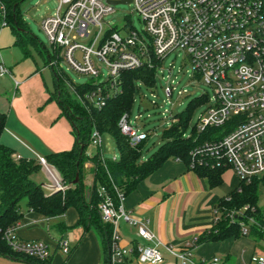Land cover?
Instances as JSON below:
<instances>
[{
    "label": "built area",
    "instance_id": "1",
    "mask_svg": "<svg viewBox=\"0 0 264 264\" xmlns=\"http://www.w3.org/2000/svg\"><path fill=\"white\" fill-rule=\"evenodd\" d=\"M130 1L145 23L143 30L132 25L129 27L128 22L121 28L110 26L104 29L102 20L115 10L116 5L109 0H59L56 11L43 18L41 27L53 48L58 50L51 64L61 68L60 59L64 56L74 70L94 80L102 75L103 66L108 68L107 79L95 80L99 83L97 89L84 95L69 78L65 79L66 85L85 107H102L108 97L104 93V85H114L121 72L144 65L157 70L169 53L183 50L194 69V77L213 90L209 107L194 127L197 136L207 132L209 138L191 150L190 168L214 161L232 168L243 181L264 177V0ZM91 26H98L91 41L79 43L77 37H90ZM169 72L164 91L171 97L176 87L170 78L171 68ZM6 74H11L10 69L0 63V76ZM151 102L152 106L158 104L154 100ZM140 116L132 119L131 112L126 111L119 121L121 132L132 146L149 137L148 132L135 121ZM177 120L178 117L174 116L170 125ZM92 140L101 146V134L96 128L93 129ZM17 159H20L19 155ZM38 160L49 179L46 187L52 192L64 191L66 186L55 166L49 164L45 157L38 156ZM100 189L103 198L98 203V210L102 219L113 225L112 260H123L134 252V244L131 249L121 245V222L136 226L141 240L151 241L154 234L145 221L132 217L124 208L122 193H118L119 203H116L104 187ZM246 209L248 206L229 213L231 219L240 216L243 235L249 234L250 230L244 219ZM218 214L215 208V220ZM246 219L264 229L253 217ZM17 227L5 231L6 240L15 250L41 259L51 255L45 242L21 239L16 233ZM58 245L68 253L70 239L61 238ZM136 251L138 261L150 264L165 262L166 253L179 264L221 262L218 257L211 261L195 260L189 245L176 248L167 244L161 249L158 243L146 245L139 240ZM252 263L264 264V255H254Z\"/></svg>",
    "mask_w": 264,
    "mask_h": 264
},
{
    "label": "trees",
    "instance_id": "2",
    "mask_svg": "<svg viewBox=\"0 0 264 264\" xmlns=\"http://www.w3.org/2000/svg\"><path fill=\"white\" fill-rule=\"evenodd\" d=\"M23 1L0 0L2 25L10 26L15 36V44L23 50L25 57L33 56L32 48H35L44 57L45 64H50L56 58L58 50L53 48L54 54L50 56L44 52L43 45L39 46L37 37L29 31L21 15L20 5ZM2 25L0 24V28ZM52 66L55 72L53 95L58 99L62 112L72 123L75 142L71 149L51 152L45 158L59 171L66 188L64 191L47 192L43 185L37 183L32 177L42 166L39 160L28 158L16 160L13 149L0 141V255L20 258L30 264H51L52 255L45 259L27 255L15 250L5 238V231L10 227L18 226L23 218L24 212L21 210L20 202L26 198L28 209L42 214L48 220L62 216L68 208H75L79 214L77 222L85 229H96L100 234L105 252L103 264H113V225L104 221L98 210V203L103 198L100 188L104 187L115 202L119 203L118 193L127 195L141 180L159 169L169 159L179 160L190 168L191 150L200 141L208 139L209 134L206 132L197 136L193 129L190 136L185 135L190 118V110L187 108L176 115L178 120L175 123L165 128L164 141L159 152L144 159L142 149L148 137L137 146H132L127 136L121 132L119 121L123 113L131 112L135 93L141 89L139 81L147 86H156V69L144 65L121 72L114 85H104V93H107L108 97L102 107L93 105L85 107L71 90L65 89L67 86L65 79L68 76L63 69L56 65ZM98 84L95 80L82 84L75 83L76 89L82 95L97 89ZM65 92H69L73 100L69 99ZM192 104L193 102L189 105ZM6 119V113L0 112V138L5 130ZM94 128L101 135L108 133L114 137L119 152L118 158L105 157L101 150L92 157L85 153L86 147L92 141ZM87 162L92 164L89 168L93 177L90 185L85 183ZM227 168L228 166L223 163L209 161L195 165L192 169L199 176L206 177L211 187H217L223 183V175ZM78 171L80 182L73 184ZM261 185L264 186L263 176L255 177L250 182L239 180V184L230 193L216 202L215 208L219 211V217L198 237V241L202 243L219 241L228 237H240L242 235L241 223L238 219L240 216L231 219L229 213L232 211L236 213L245 206H248V209L244 211V214L250 212L252 207L256 208L254 219L264 227V213L258 206ZM244 219L248 222L246 216ZM53 227L57 228L61 234L68 228L64 221L56 223ZM252 232L260 237L264 236V229L257 224H251L249 234ZM136 243L137 241H134L135 256L137 255ZM218 264H226V262Z\"/></svg>",
    "mask_w": 264,
    "mask_h": 264
},
{
    "label": "crops",
    "instance_id": "3",
    "mask_svg": "<svg viewBox=\"0 0 264 264\" xmlns=\"http://www.w3.org/2000/svg\"><path fill=\"white\" fill-rule=\"evenodd\" d=\"M29 58L34 59V56L25 57L23 50L15 44L12 30L1 27L0 63H4L11 74L0 77L10 81L12 88L0 91V112H7L5 130L0 141L13 149L16 160L38 159V156L46 157L51 152L69 150L75 142L72 123L62 112L58 99L53 95L54 91L51 92L44 85L40 94L34 95L32 92L40 84L39 76L46 67H50L55 74L53 64H45L40 68L37 64L23 63ZM18 155L20 159H17ZM91 166L90 162L86 163L87 185L93 181L89 170ZM239 180L235 177L231 182L223 181L219 186L211 187L206 177L199 176L185 163L167 160L159 169L141 180L122 201L132 217L146 222L154 234L153 240H141L136 226L121 222V245L131 249L134 241L139 240L146 245L158 243L161 249L167 244L176 248L189 245L197 261H211L213 257H218L226 264H253L254 255H264V245L260 242L264 236L260 237L255 232L219 241H198V237L215 222L216 202L230 193L239 184ZM42 185L47 192H52L45 184ZM23 212L24 216L16 229L17 235L24 240L45 242L52 250L51 264H103L105 252L102 238L96 229H85L77 222L79 214L75 208H68L62 216L51 220L33 210ZM60 221H64L68 227L63 234L53 227ZM62 237L70 239L68 253L63 252L58 245ZM116 261L121 264H150L138 261L132 252L125 259ZM0 264L30 263L0 255ZM161 264L179 263L166 253V261Z\"/></svg>",
    "mask_w": 264,
    "mask_h": 264
},
{
    "label": "rangeland",
    "instance_id": "4",
    "mask_svg": "<svg viewBox=\"0 0 264 264\" xmlns=\"http://www.w3.org/2000/svg\"><path fill=\"white\" fill-rule=\"evenodd\" d=\"M58 5L59 0H24L20 5L21 15L26 22L29 31L37 37L39 46L42 47L43 45L45 47V50L43 49L44 52H47L50 56L54 54V49L51 42L48 40L46 33L42 29L41 23L45 16L53 14L56 11ZM114 8L115 10L106 14L102 20L104 29H107L110 26L121 28L127 22L129 27L132 25L138 30L144 29L145 23L140 19V16L132 3H118ZM0 24L2 25L1 13ZM2 28L7 30L11 29L10 26H2ZM90 29V37H77L79 43L87 44L90 42L98 30V26H91ZM32 53L34 59H26L23 63H28L29 65L37 64L40 68H43L45 65L44 57H42L35 48H32ZM60 67L66 73L68 78L76 84H82L94 80L91 76L74 70L64 56L60 59ZM170 68L172 69V75L170 78L174 80L176 89L174 90L173 95L168 97L164 91V85L167 81L166 76L170 73ZM101 73L102 75L95 80H106L108 77V68L103 66ZM39 78L41 79V82L33 88L32 92L34 95L40 94L44 85H46L51 92L55 90L54 74L50 67H46ZM138 84H141V89L135 93V100L131 108V118L134 119L135 116L141 114V116L138 119H135V121L149 134L148 140L142 149V156L144 159L150 158L159 152L164 141L163 132L165 128L170 125L174 116L180 114L183 110H187V108L190 110V118L185 133L186 135H190L202 113L209 107L210 99L213 96L212 88L205 82L194 77V69L185 58V52L183 50H175L165 57L161 67L156 70V87L147 86L140 81ZM11 88L12 83L0 77V91L5 92ZM65 89L70 90L68 86H66ZM179 91H183V94H179ZM65 93L68 94L69 92ZM68 97L73 100L71 94H68ZM151 100L156 101L158 104L152 106ZM191 102H193V104L190 106L189 104ZM2 112L7 114L6 111ZM99 150H101L105 157H119L116 141L111 134L103 133L101 135V148H99V145L92 140L86 147L85 153L92 157L97 154ZM223 177L225 182H231L237 176L233 169L229 167L226 169ZM34 178L39 184H46L49 182V179L42 168L34 173ZM20 206L23 211L28 209L26 198L21 200ZM258 206L264 213V186L262 185L259 187ZM252 208L250 209V212L246 214V218L255 217L254 211L256 208ZM251 224H254V222L248 221V225L251 226ZM260 242L264 245V240H260ZM114 264L121 263L116 261Z\"/></svg>",
    "mask_w": 264,
    "mask_h": 264
},
{
    "label": "water",
    "instance_id": "5",
    "mask_svg": "<svg viewBox=\"0 0 264 264\" xmlns=\"http://www.w3.org/2000/svg\"><path fill=\"white\" fill-rule=\"evenodd\" d=\"M131 1L130 0H109V3H112V4H118V3H130ZM83 152V147H82V150H81V154ZM77 165L79 166V163H77ZM80 182V176H79V171L77 172V175H76V178L75 180L73 181V184H78Z\"/></svg>",
    "mask_w": 264,
    "mask_h": 264
},
{
    "label": "bare ground",
    "instance_id": "6",
    "mask_svg": "<svg viewBox=\"0 0 264 264\" xmlns=\"http://www.w3.org/2000/svg\"><path fill=\"white\" fill-rule=\"evenodd\" d=\"M53 173L56 175V172L53 171Z\"/></svg>",
    "mask_w": 264,
    "mask_h": 264
}]
</instances>
